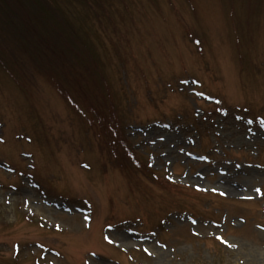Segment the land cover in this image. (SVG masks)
<instances>
[{
  "label": "rangeland",
  "instance_id": "1",
  "mask_svg": "<svg viewBox=\"0 0 264 264\" xmlns=\"http://www.w3.org/2000/svg\"><path fill=\"white\" fill-rule=\"evenodd\" d=\"M51 1L0 7V264H264V0Z\"/></svg>",
  "mask_w": 264,
  "mask_h": 264
},
{
  "label": "trees",
  "instance_id": "2",
  "mask_svg": "<svg viewBox=\"0 0 264 264\" xmlns=\"http://www.w3.org/2000/svg\"><path fill=\"white\" fill-rule=\"evenodd\" d=\"M13 4H16L20 9L24 8L25 9H29L30 11L28 13H24V16L28 17V21H30V23L32 24L29 29H32L33 27H39L37 24H34V18L33 16L37 17L38 20V24H41L44 27H47L50 25H48V23L50 22V20L53 19V17L55 16V13L57 12V9L55 7V4L53 1L51 0H0V7H2L3 11L6 12V18H12L16 17L19 13L15 8V11L12 12V15L10 13H8L7 9L8 7L12 6ZM39 15H43L44 19H40ZM22 17V15H21ZM31 17V18H29ZM62 26H65V28H67L68 30L72 31V29L70 28V26H66V23H61ZM37 31V30H35ZM46 42H44V45L42 43V46L44 49L48 48V52H51L52 55L49 56L50 59H54L55 56L56 58H61V61L58 62V64L54 61V65H57V67L59 69H63L64 70V56H63V52H61L60 54L57 53V50L55 49L54 44L51 43V41H49L48 39H45ZM51 48V49H50ZM53 50V51H52ZM46 54H42L39 56V58L37 60H43V57H45ZM47 56V57H48ZM41 57V58H40ZM49 70V69H47ZM106 125H108V121L107 120H103ZM116 125H114L115 127ZM117 126L116 128H112V135L115 136L116 133H118L117 131ZM113 141H118V139H113ZM128 157L131 158L132 163L133 164H137V166L139 165V161L135 158L136 156L134 155V153H128Z\"/></svg>",
  "mask_w": 264,
  "mask_h": 264
},
{
  "label": "bare ground",
  "instance_id": "3",
  "mask_svg": "<svg viewBox=\"0 0 264 264\" xmlns=\"http://www.w3.org/2000/svg\"><path fill=\"white\" fill-rule=\"evenodd\" d=\"M236 190H237V189H235V188H234V189H232V191H233V192H237Z\"/></svg>",
  "mask_w": 264,
  "mask_h": 264
},
{
  "label": "snow or ice",
  "instance_id": "4",
  "mask_svg": "<svg viewBox=\"0 0 264 264\" xmlns=\"http://www.w3.org/2000/svg\"><path fill=\"white\" fill-rule=\"evenodd\" d=\"M257 191H259V189H257Z\"/></svg>",
  "mask_w": 264,
  "mask_h": 264
}]
</instances>
